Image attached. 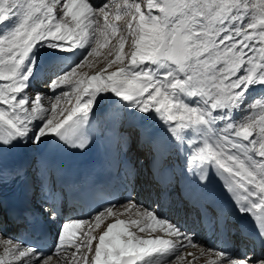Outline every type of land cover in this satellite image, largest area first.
<instances>
[{"label":"snow or ice","instance_id":"obj_1","mask_svg":"<svg viewBox=\"0 0 264 264\" xmlns=\"http://www.w3.org/2000/svg\"><path fill=\"white\" fill-rule=\"evenodd\" d=\"M99 57L94 74L78 71ZM105 102L159 123L201 187L221 179L262 251L207 248L159 205L129 198L60 222L49 251L0 235V264H264V0H0V157L53 141L86 149ZM9 174L21 170L0 167V180ZM45 212L57 221L55 204Z\"/></svg>","mask_w":264,"mask_h":264},{"label":"bare ground","instance_id":"obj_2","mask_svg":"<svg viewBox=\"0 0 264 264\" xmlns=\"http://www.w3.org/2000/svg\"><path fill=\"white\" fill-rule=\"evenodd\" d=\"M93 3L97 4L100 2H104V0H92ZM106 52L107 50H102ZM47 52V51H46ZM45 52V53H46ZM42 54V59L44 54ZM70 55V54H69ZM79 55V54H77ZM73 59H76V57H73ZM90 60H93V58H89ZM50 60L49 59H45ZM103 57L95 58L93 60L94 67L89 69L85 67L84 69L78 70L82 72H87L88 74H94L95 71H97L99 68H102L104 65L102 63ZM71 61V60H70ZM72 62V61H71ZM71 62H68L70 64ZM52 65L56 69H60L61 67L57 64V61H51ZM111 71V69H109ZM43 76H41L40 79H38L35 82V87H42L44 84L42 83ZM107 95H111L110 93ZM144 114L136 113L135 115L130 114L128 111L124 110L121 105H115L110 102H105L101 106V110L97 113V118L100 120V122L104 123L102 126V129L105 130L108 124L111 122H115L117 126L112 129V131H116L117 133L115 135L118 136V139L114 143V152L115 156H117V151L120 149V138L124 137L125 139V131H129L131 134V144L125 148L122 152H128L131 150V157L128 160V166L124 167L121 171L122 176L127 175L129 171L132 170V164L135 163L136 160H148L152 158L151 153L156 152L153 143H150V141H154V144L158 143L155 138L159 135L163 136L164 133L161 129V126L159 123L149 119V120H143L140 117ZM110 129V128H109ZM128 133V134H129ZM127 134V135H128ZM56 142L53 141L52 143H46L39 146L36 145H24L21 144V148L25 153L21 155L22 159H25L27 166L29 167V170L34 173L35 175V198L38 202L39 208L44 212V214L47 216L48 213L45 212V209H51L50 205H52V196L54 195L55 188L54 184L52 182L53 174L50 171V165L48 158L45 157V149L47 146H52ZM132 148V149H131ZM163 163L166 166H173L175 169L176 177L178 182L180 183L184 179L188 178V183L186 189H188L190 192L193 191L192 187L200 189L202 191H207L209 189L212 193L221 190L223 192L224 189L222 187V180L218 177H211L210 183L206 187H201L199 184H197L195 181H193L190 177H186L182 171V158L178 157L174 151H172L170 154L162 155ZM132 177L131 180H133L132 185L130 186V190H133L135 187V184L138 183V172L132 171ZM43 177V180H42ZM127 179L126 177H124ZM192 186V187H191ZM181 186H178V198L176 205L172 208L171 214L167 216L169 219L173 220V222L181 225L184 229L185 227L183 222L186 219H190L192 215L194 214V209L192 208L193 200L184 199L181 196L182 193ZM148 191L146 194H138L135 196V202L137 204L145 205V207H152V205L149 204V200H151L154 205H159L160 207L166 206V197L168 196V192L170 193H176L177 191V185L175 183H171L169 186L163 185V189L159 188L157 185L150 184L149 189L145 190ZM41 198H40V196ZM226 195V194H225ZM170 207V206H169ZM190 208L191 213L188 214L186 210ZM122 211V209H121ZM223 217H225L228 221V226L236 228V224L234 223V220L237 218L235 213H231V211H225L221 214ZM127 218V217H124ZM251 221V220H250ZM187 223V222H186ZM4 223V215L0 213V227L3 226ZM190 231H193L195 233L194 227H190ZM205 231L207 233V237L211 242L214 241V238L216 237L217 233L222 232L220 229L212 227V226H206ZM18 229H14L13 231L7 232L6 230H3L1 235L7 238L14 239L17 236ZM242 234L239 236L238 240L239 243L241 242ZM195 239L198 244L204 245L207 248L210 245L206 244V240L202 238L201 236H197L195 234ZM254 249L257 250V253L259 254L262 251V247L259 246H253ZM2 251V249H0ZM198 264H204L203 260H200Z\"/></svg>","mask_w":264,"mask_h":264},{"label":"rangeland","instance_id":"obj_3","mask_svg":"<svg viewBox=\"0 0 264 264\" xmlns=\"http://www.w3.org/2000/svg\"><path fill=\"white\" fill-rule=\"evenodd\" d=\"M100 3H102V2H100ZM100 3H97V5H99ZM121 24H122V22H121ZM105 50H107V49H105ZM46 51H48V50H44L43 52H42V54L43 53H45ZM40 90H42V91H47V89L44 87V85L42 86V87H38ZM145 206V205H144ZM184 226H185V224H183ZM186 227V226H185Z\"/></svg>","mask_w":264,"mask_h":264},{"label":"water","instance_id":"obj_4","mask_svg":"<svg viewBox=\"0 0 264 264\" xmlns=\"http://www.w3.org/2000/svg\"><path fill=\"white\" fill-rule=\"evenodd\" d=\"M47 55V54H46Z\"/></svg>","mask_w":264,"mask_h":264}]
</instances>
